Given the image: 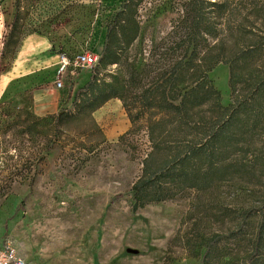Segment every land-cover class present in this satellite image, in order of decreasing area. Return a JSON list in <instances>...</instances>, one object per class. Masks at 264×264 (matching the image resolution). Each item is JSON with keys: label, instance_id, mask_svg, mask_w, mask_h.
Segmentation results:
<instances>
[{"label": "rangeland", "instance_id": "374dc122", "mask_svg": "<svg viewBox=\"0 0 264 264\" xmlns=\"http://www.w3.org/2000/svg\"><path fill=\"white\" fill-rule=\"evenodd\" d=\"M124 1L0 0V248L11 244L28 264H202L201 241L220 227L210 219V200L235 209L246 201L223 187L214 198L189 191L134 211L130 191L151 151L149 114L134 127L118 99L56 130L61 112L76 113V93L93 76L101 82L128 79L129 65L138 69L150 62L186 0L143 3L141 33L122 66L59 75L63 53L100 57ZM18 7L19 43L13 54L6 53L4 42ZM247 40L238 37L227 45L237 41L240 49ZM33 59L35 73L16 70ZM229 73V65L220 63L208 74L224 106L232 101ZM27 112L42 119L32 136L25 134ZM18 113L22 118L16 120ZM221 245L230 249L233 242Z\"/></svg>", "mask_w": 264, "mask_h": 264}, {"label": "trees", "instance_id": "16d2710c", "mask_svg": "<svg viewBox=\"0 0 264 264\" xmlns=\"http://www.w3.org/2000/svg\"><path fill=\"white\" fill-rule=\"evenodd\" d=\"M145 1H124L95 66L123 65L140 36L138 12ZM182 8L150 62L138 69L129 65L128 79L101 82L93 76L76 93V113L61 112L55 127L61 130L112 99L122 101L134 127L149 114L151 151L130 191L133 210L189 191L213 197L227 187L246 201L235 209L210 200V219L220 227L201 241L202 264H264V0H186ZM21 21L18 7L4 42L6 53L13 54L19 43ZM259 22L262 28L256 27ZM238 37L250 42L240 49L237 41L227 45ZM163 45L169 46L161 51ZM220 63L230 70L228 106L208 78ZM21 118L18 113L16 120ZM25 119L30 122L25 134H36L42 119L28 112ZM228 241L230 249L221 245Z\"/></svg>", "mask_w": 264, "mask_h": 264}, {"label": "built area", "instance_id": "2783aa9c", "mask_svg": "<svg viewBox=\"0 0 264 264\" xmlns=\"http://www.w3.org/2000/svg\"><path fill=\"white\" fill-rule=\"evenodd\" d=\"M59 58V75H64L69 72L74 74V72L80 68L95 66L99 59L95 54L84 53L77 54L73 57L61 54ZM62 86L63 84L61 81L57 83L58 88ZM0 264H28V262L20 257L16 249L8 243L0 248Z\"/></svg>", "mask_w": 264, "mask_h": 264}, {"label": "crops", "instance_id": "0c3cea01", "mask_svg": "<svg viewBox=\"0 0 264 264\" xmlns=\"http://www.w3.org/2000/svg\"><path fill=\"white\" fill-rule=\"evenodd\" d=\"M42 40V39H41ZM59 60V59H58ZM35 62V59H33L32 60V64H30V65H28V66H25V67H23V68H18V69H16L19 73L20 72H22V73H26L27 75L28 74H33V73H35L38 69H35V67L33 68L32 66H34V63ZM57 63H58V61H57ZM27 69H29V70H27ZM32 69L34 70V71H32Z\"/></svg>", "mask_w": 264, "mask_h": 264}]
</instances>
